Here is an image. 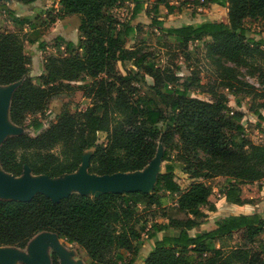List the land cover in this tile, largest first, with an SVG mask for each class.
<instances>
[{"label":"trees","instance_id":"16d2710c","mask_svg":"<svg viewBox=\"0 0 264 264\" xmlns=\"http://www.w3.org/2000/svg\"><path fill=\"white\" fill-rule=\"evenodd\" d=\"M16 1L30 4L36 0ZM115 2L121 0H58L59 19L79 17L78 37L75 42L58 37L63 40L65 54L46 57L44 72L34 78L28 73L23 39L15 32L0 31V85L20 82L10 99L13 124L23 125L28 114L42 113L52 96L76 89L73 81L82 76L91 79L82 89L91 99L85 109H64L37 135L21 132L6 136L0 143V167L14 176L28 168L33 175L55 178L76 171L83 152L91 149L89 173L131 172L144 168L154 157L158 139L164 146L161 158L168 163L156 176L150 192L71 193L58 201L41 193L27 201L0 198V246L24 248L35 234L51 232L63 238L64 244L80 247L89 264H132L144 234L153 243L143 264H264V210L229 214L208 230L189 233L215 211L209 200L212 186L207 181L216 176L230 178L222 194L227 202L252 204L241 195V186L264 178V144L244 136L242 123L222 112L228 110L226 95L214 91L219 96L214 102L217 111L204 113L197 103L185 99L186 86H173L176 77L172 71L150 62L143 67L142 56L128 57L125 43L133 26L105 11ZM133 2L137 13L140 0ZM205 2L225 6L227 21L161 30L179 42L205 39L208 51L242 66L257 68L258 61L264 62V39L253 37L245 24L248 18L261 20L264 30V0H203L201 4ZM182 3L197 6L200 0ZM158 4H163L168 13L174 9L167 0H157ZM40 36L41 30L32 26L27 40L37 42ZM44 45V41L38 42L39 48ZM124 60L152 78V89L163 103L173 96L168 115L152 98L133 97L132 83L143 75L139 71L117 72L116 63ZM221 73L217 84L235 95L251 96L248 110L258 121L263 120L260 110L264 109V88L259 90L240 80L230 69H221ZM208 81L205 76L200 83ZM191 115L199 117L196 133L188 126ZM160 123L166 126L164 132ZM30 126L34 130L42 128L41 120L33 118ZM99 133H106L104 141L99 140ZM172 134L178 135L181 146L174 143ZM196 143L217 153L220 162L202 160L194 150ZM173 163L193 179L183 189L174 179ZM161 191L177 194L174 203L161 207ZM151 206L161 208V221L154 220L147 226L142 212ZM170 228L176 230L173 235L157 237L158 232ZM235 233L244 241L226 246L225 240ZM51 264H61L55 253L51 254Z\"/></svg>","mask_w":264,"mask_h":264},{"label":"rangeland","instance_id":"374dc122","mask_svg":"<svg viewBox=\"0 0 264 264\" xmlns=\"http://www.w3.org/2000/svg\"><path fill=\"white\" fill-rule=\"evenodd\" d=\"M156 1L140 0V9L137 13H134L133 0H121V2H115L112 5L106 6L105 11L110 13L114 19L120 22H129L133 26V31L129 34L125 43L127 56L131 58L144 57L143 67L150 62L155 67L166 68L172 71L176 77L173 86L179 89L186 86L185 99L197 103L204 113H214L217 111L214 102L219 96L214 91L226 95L225 103L228 106V110H222V112L225 115H232L237 122L242 123L244 126V136L256 143L264 144V136H259L254 132L260 121L248 110V107L253 102L252 97L246 96L243 93L235 95L217 84L222 74L221 69H230L234 76L261 90L264 88V62L258 61L257 66H255L257 68L242 66L224 56L208 51V41L205 39L179 42L174 36L167 35L161 30L162 27L181 26L179 24L188 21L192 22L190 24L202 20L227 21L226 7L206 2L201 4V0L197 6L183 4L182 0H167L168 4L174 7L172 12L168 13L167 8L163 4L156 5ZM20 7H13L7 2L5 3L3 0H0V31L15 32L23 39L29 61L28 73L29 76L34 78L44 72L46 57L49 55L58 56L65 54L63 40L69 39V34H66V30L71 28V24L74 27L73 22L76 23V19L74 18L69 22L59 19L54 0H37L31 7L29 5L25 6V8L23 6ZM190 16H193L195 19ZM245 24L249 28L250 34L258 39L262 30V21L248 18ZM32 26L41 30V36L37 42L30 43L27 40V34ZM58 37L63 38V40ZM39 41H44L45 45L43 49L38 47ZM116 70L120 74H125L126 71H139V75H143V78L139 76L132 83L133 97H150L166 115L169 114V105L173 101V96H169L166 102L163 103L152 89V78L144 70H138L130 60L118 61L116 63ZM205 76L209 77V81L207 84H201L200 81ZM90 82L91 79L86 76L73 81L72 84L76 89L65 90L58 95L52 96L42 113L28 114L23 125H11L10 130L6 134L22 132L37 135L51 122L55 121L64 109L68 111L85 109L91 104V99L83 94L82 89ZM14 86V84L0 86V100L7 96V92L11 93ZM1 112L0 108V114ZM4 114L5 111L0 116V120L2 125L7 128L10 123L4 119ZM35 117L39 118L42 123V128L38 130H34L30 126L32 119ZM187 121L189 128L194 129V133H196L199 117L191 115L187 118ZM159 126L164 132L166 126L161 123ZM98 136L100 141H104L106 133H99ZM172 136L174 143L181 146L182 143L178 135L172 134ZM156 147L158 152L164 149L160 139H158ZM194 150L204 161L220 162L217 153L203 148L199 143L195 144ZM89 151L84 153L85 158L89 155ZM153 159V162H149L138 173L146 175L153 168L156 172L164 171V165L168 161L163 160L159 154H155ZM173 165L174 179L183 189L193 179L183 173L176 163H173ZM228 181H230V178L223 176H216L207 181L212 186L209 200L215 205V211L204 223L191 229L189 231L191 235L212 228L216 220L229 214L261 212L264 209V188H262L264 186V178L260 181L241 186V195L252 201V204H247L244 207L227 202L223 197V189ZM176 197L177 194L161 191L159 193L161 207H167L169 204L174 203ZM141 207L138 210L141 211ZM160 209V207L151 206L142 212L144 218L147 220V226L154 220L161 221V218L158 216ZM142 237V244H144V241L148 239L144 234ZM58 241L60 249L66 255L65 258L61 259L63 264L86 263L84 252L80 251L75 244H64L61 239ZM243 241L241 236L235 233L232 238L225 240L224 244L226 246H233ZM143 246L140 250L141 255L144 252ZM51 251H53L52 247L48 246L47 253L49 254ZM21 252L28 254L26 249H23ZM68 256L69 259L67 258Z\"/></svg>","mask_w":264,"mask_h":264},{"label":"water","instance_id":"95a60500","mask_svg":"<svg viewBox=\"0 0 264 264\" xmlns=\"http://www.w3.org/2000/svg\"><path fill=\"white\" fill-rule=\"evenodd\" d=\"M3 1L10 4V2H8L10 0ZM19 83L18 81L8 84H14L15 86L11 93L7 92V96L0 100V108L2 111L0 116H2L5 111L9 121L11 95ZM10 123L11 124L6 128L2 125L0 120V143L6 136L11 135L6 134L10 130V126L13 125L11 121ZM86 151H89V155L91 153V149H87L83 152L82 162L76 171L62 174L55 178L46 175H33L28 168L24 169L22 175L14 176L0 167V169L7 174L5 176L0 175V198L27 201L35 194L41 193L53 201H58L71 193L97 195L102 192H125L132 190L150 192L155 183L156 176L161 173L154 171L153 167L150 171L148 170L149 172L146 175L138 173L143 168L136 171L114 173L110 175L89 173L87 170L89 155L86 158L84 157ZM161 152L156 151V154L161 156ZM153 158L149 162H153ZM58 240L59 238L54 233L39 232L28 241L24 248L0 246V264H19L21 262L26 264H51V252L49 254L47 253L48 246L52 247V252L57 255L59 262L63 264L61 259L65 258L66 255L60 249ZM23 249H26L28 254L22 253L21 251ZM67 258L69 259V256ZM134 264H136V261Z\"/></svg>","mask_w":264,"mask_h":264},{"label":"crops","instance_id":"0c3cea01","mask_svg":"<svg viewBox=\"0 0 264 264\" xmlns=\"http://www.w3.org/2000/svg\"><path fill=\"white\" fill-rule=\"evenodd\" d=\"M37 1V0H36ZM55 1V5L57 6V2H58V0H54ZM8 2H10V5H12L13 7H20V6H23L24 8H25V6H27V5H29L30 7L31 6H33V4H35V1L33 2V3H30V4H23V3H21V2H19V1H16V0H10V1H8ZM20 5V6H19ZM21 8V7H20ZM227 9V8H226ZM191 18H193V16H190ZM76 19V23L75 22H73V24H74V27L72 26V24L70 25L71 26V28H69L68 30H66V34H69V39L68 40H71V41H73V42H75L76 40H77V37H78V25H79V22H80V19H79V17L77 16V15H72V16H67V17H64L63 18V20L64 21H67V22H69V21H71L72 19ZM193 19H195V18H193ZM195 21V20H194ZM205 20H202V21H197V22H195V23H200V22H204ZM71 23V22H70ZM190 23H192L191 21H188V22H186V23H183L184 25H187V24H190ZM183 24H179V25H183ZM178 26V25H177ZM260 37L262 38V39H264V30H261L260 31ZM251 114H253L256 118H257V116H256V114H254L253 112H251V111H249ZM260 112H261V114H262V116H263V120H261L260 121V124H257V127H256V130L254 131L256 134H258L259 136H264V109H261L260 110ZM254 142V141H253ZM256 143V142H255ZM262 188H264V186H262ZM247 204H243L242 205V207H244V206H246ZM264 209H262V211H263ZM261 211V212H262ZM259 212V211H258ZM232 213V212H231ZM233 214V213H232ZM174 232H176V230L175 229H165V230H162V231H160V232H158V234H157V237H161V236H164V235H173L174 234ZM59 239H61L62 240V242L64 243V239L63 238H59ZM142 243H143V240H142ZM152 243H153V240L152 239H150V240H146V241H144V244H142V246L144 247L143 248V253H142V255H141V253H140V250H141V248H142V246H141V248H140V250H139V252H138V255L136 256V258H135V260H134V262L132 263V264H134L135 263V261H136V264H143V259L145 258V256L147 255V253L149 252V250L152 248ZM79 248V250L80 251H82V252H84L80 247H78ZM52 253H54V252H52L51 251V254ZM84 254H85V252H84ZM85 264H89V258L87 257V255L85 254ZM120 264V263H119Z\"/></svg>","mask_w":264,"mask_h":264},{"label":"bare ground","instance_id":"6f19581e","mask_svg":"<svg viewBox=\"0 0 264 264\" xmlns=\"http://www.w3.org/2000/svg\"><path fill=\"white\" fill-rule=\"evenodd\" d=\"M4 119H6V120H8V116H7V113L5 112V114H4ZM8 122L10 123V121L8 120ZM11 124V123H10ZM0 175H7V174H5L1 169H0Z\"/></svg>","mask_w":264,"mask_h":264},{"label":"built area","instance_id":"2783aa9c","mask_svg":"<svg viewBox=\"0 0 264 264\" xmlns=\"http://www.w3.org/2000/svg\"><path fill=\"white\" fill-rule=\"evenodd\" d=\"M201 1H203V0H201Z\"/></svg>","mask_w":264,"mask_h":264}]
</instances>
